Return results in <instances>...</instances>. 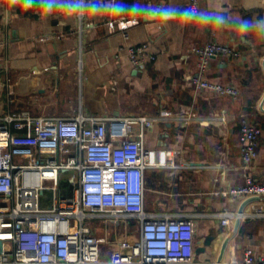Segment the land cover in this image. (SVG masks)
I'll return each mask as SVG.
<instances>
[{
    "label": "crops",
    "instance_id": "0c3cea01",
    "mask_svg": "<svg viewBox=\"0 0 264 264\" xmlns=\"http://www.w3.org/2000/svg\"><path fill=\"white\" fill-rule=\"evenodd\" d=\"M115 2L100 0L107 6L104 12L75 13L62 6L53 10L0 0V64L7 60L6 73L14 88L7 97L0 68V116L21 111L40 117L155 116L157 121L144 135L151 163L145 209L194 219L195 249H205H194L191 264L239 262L247 247L256 258L264 257V215L256 214L264 208V196L221 193L243 184L246 174L264 183V34H242L238 28L241 17L264 19V0H198V10L225 17L222 26L183 15L156 21L130 12L113 14ZM139 3L189 8L187 0ZM122 18L138 20L126 39L105 25ZM210 41L240 52L235 58L212 57L204 72L207 79L234 86L236 97L195 91L191 85L199 72L191 48ZM142 44L145 62L134 66L127 48ZM165 111L171 116L165 117ZM185 113L193 116L184 120ZM242 119L262 130L249 168L241 158ZM225 211L239 218L231 216L223 225ZM207 237L213 238L204 245ZM121 240L114 241V248Z\"/></svg>",
    "mask_w": 264,
    "mask_h": 264
},
{
    "label": "built area",
    "instance_id": "2783aa9c",
    "mask_svg": "<svg viewBox=\"0 0 264 264\" xmlns=\"http://www.w3.org/2000/svg\"><path fill=\"white\" fill-rule=\"evenodd\" d=\"M196 12L198 0H187ZM135 18L109 19V32L128 30ZM144 44L127 48L131 63L145 62ZM198 59V74L191 78L195 91L237 96V89L207 79L204 72L212 57L240 56L229 44L210 41L191 48ZM2 85L7 97L14 93L6 71ZM184 120L193 114L185 113ZM165 117L170 113L164 112ZM155 116L40 117L27 111L0 116V264H191L194 257L195 221L189 215L148 212L145 209L146 173L151 168L144 143ZM261 128L242 119L239 144L245 168L257 156ZM64 175V178H63ZM63 183V184H62ZM49 192L43 205L44 193ZM225 196H264V183L251 175L243 184L221 192ZM256 214L264 215V208ZM221 224L238 215L221 213ZM134 219L138 238H122L102 259L106 238L85 225L86 219ZM264 233V227H263ZM264 264L245 248L239 262Z\"/></svg>",
    "mask_w": 264,
    "mask_h": 264
},
{
    "label": "clouds",
    "instance_id": "9594fccd",
    "mask_svg": "<svg viewBox=\"0 0 264 264\" xmlns=\"http://www.w3.org/2000/svg\"><path fill=\"white\" fill-rule=\"evenodd\" d=\"M21 4L28 7H33L34 4H38L40 8L53 10L62 6L66 11H73L75 13H93L94 11L99 13L104 12L107 7L106 5H102L100 0H93V2H87V0H59V4L57 0H21ZM110 12L118 15H124L126 12H130L135 16L146 19L150 18L156 21L177 20L183 15L187 20L198 19L202 24L207 25L222 26L225 23V17L222 14H214L203 10H197L194 13L191 8H179L171 3L141 4L139 0H135L132 4H126L125 0H116L111 5ZM233 23L236 22L233 21ZM238 28L242 34L256 31L264 34V19L257 18V22H253L251 19L241 17Z\"/></svg>",
    "mask_w": 264,
    "mask_h": 264
},
{
    "label": "rangeland",
    "instance_id": "374dc122",
    "mask_svg": "<svg viewBox=\"0 0 264 264\" xmlns=\"http://www.w3.org/2000/svg\"><path fill=\"white\" fill-rule=\"evenodd\" d=\"M49 196V192L44 193V201H42L44 206L48 203ZM85 225H88L95 234L106 238L107 243L103 245V253L105 255H101V258L104 260L107 259L106 254H109L114 249V241L116 239L128 237L132 239L130 241H135L138 238L137 223L129 222L128 218L97 216L89 220L86 219Z\"/></svg>",
    "mask_w": 264,
    "mask_h": 264
},
{
    "label": "water",
    "instance_id": "95a60500",
    "mask_svg": "<svg viewBox=\"0 0 264 264\" xmlns=\"http://www.w3.org/2000/svg\"><path fill=\"white\" fill-rule=\"evenodd\" d=\"M238 224V223H237ZM213 237H207L204 241V245H209L211 243V240H212ZM204 246H198L196 247L195 249V252L198 253V252H203L204 251Z\"/></svg>",
    "mask_w": 264,
    "mask_h": 264
},
{
    "label": "trees",
    "instance_id": "16d2710c",
    "mask_svg": "<svg viewBox=\"0 0 264 264\" xmlns=\"http://www.w3.org/2000/svg\"><path fill=\"white\" fill-rule=\"evenodd\" d=\"M105 219V218H104ZM129 222H131V223H136V221L134 220V219H131V218H129Z\"/></svg>",
    "mask_w": 264,
    "mask_h": 264
}]
</instances>
